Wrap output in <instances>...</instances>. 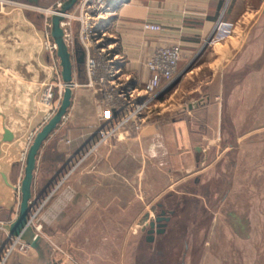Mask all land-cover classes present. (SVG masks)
Segmentation results:
<instances>
[{"label": "crops", "instance_id": "0c3cea01", "mask_svg": "<svg viewBox=\"0 0 264 264\" xmlns=\"http://www.w3.org/2000/svg\"><path fill=\"white\" fill-rule=\"evenodd\" d=\"M7 1L47 7L55 0ZM109 5L105 43L128 90L144 98L145 61L157 47L180 46L177 73L160 83L138 133L98 143L97 130L108 128L115 115H104L102 95L73 71L70 106L42 143L32 185L44 254L18 240L2 264H54L49 240L80 264H196L199 257L203 264L204 257H219L221 244L235 247L236 231L249 228L235 210L227 212L230 224L220 218L236 186L264 183V29L254 28L264 18L204 46L220 15L218 0ZM248 16H241L243 23ZM144 22L161 30H144ZM60 69L58 57L43 48L41 15L15 3L0 5V258L10 239L4 225L18 211L23 155L49 119L42 91L56 83ZM177 95L185 101L166 106ZM172 109L178 117L161 116ZM5 130L10 141H3ZM261 187L256 197H264ZM160 211L170 217L165 231L147 241L143 216Z\"/></svg>", "mask_w": 264, "mask_h": 264}, {"label": "built area", "instance_id": "2783aa9c", "mask_svg": "<svg viewBox=\"0 0 264 264\" xmlns=\"http://www.w3.org/2000/svg\"><path fill=\"white\" fill-rule=\"evenodd\" d=\"M66 0H55L47 7L27 5L19 2L0 0V5L15 3L39 13L42 20L43 48L52 57L56 58L57 46L53 41L51 30V17H61L59 26L62 30V38L68 51L73 56L74 40L78 43L84 53V74L85 80L82 83L88 89L99 92L106 104L104 115L113 118L114 112L120 113L115 116L111 125L97 130L99 142L107 139H123L132 133H138L148 119L150 106L155 98V92L162 81H173L177 73L178 62L181 56V49L178 44L157 47L146 59L145 65L149 71L148 79L143 83L142 92L144 98L140 99L138 92L128 90V86L116 76L118 69L115 68L111 50L106 45V19L110 12L109 0H77L74 5L65 12L61 11L63 2ZM142 28L147 31H160L158 24L144 22ZM235 23L225 19L224 10L215 21L212 31L204 41V46H213L229 39L234 32ZM54 86L58 89L59 99L53 100ZM63 82L60 75H57L55 84L45 85L42 91V101L49 107V118L57 111L62 91ZM25 154L22 158L24 164ZM19 186V185H18ZM17 186V190H18ZM36 214V205L31 202V213L29 223L37 234L41 230L40 224L33 222ZM9 241L3 257L13 248L14 243ZM23 247H28L22 243Z\"/></svg>", "mask_w": 264, "mask_h": 264}, {"label": "water", "instance_id": "95a60500", "mask_svg": "<svg viewBox=\"0 0 264 264\" xmlns=\"http://www.w3.org/2000/svg\"><path fill=\"white\" fill-rule=\"evenodd\" d=\"M32 4H39L40 0H26ZM77 0H66L63 2L61 11L69 10ZM38 6V5H37ZM41 6V5H39ZM43 7V5L41 6ZM45 7V6H44ZM61 17L53 15L51 17L50 34L57 46L56 55L60 65V75L63 82V91L57 111L44 123V125L35 133L31 140L24 158L23 174L18 186L19 205L16 217L13 221L4 225L8 231L10 240L15 239L23 241L27 246L35 249L39 255L43 256L44 252L41 247L42 237L35 232L29 223L31 213L32 185L36 169V160L42 143L47 139L50 133L60 123L71 103L73 82V71H76L77 77L84 76V53L78 40H74L73 56L67 49L62 38V30L59 26ZM120 112L115 111L117 116ZM11 135L5 130L3 141H10ZM170 217L165 211L155 212L152 215L145 214L141 223V232L145 233V239L152 241L155 234H161L165 231L167 222Z\"/></svg>", "mask_w": 264, "mask_h": 264}, {"label": "rangeland", "instance_id": "374dc122", "mask_svg": "<svg viewBox=\"0 0 264 264\" xmlns=\"http://www.w3.org/2000/svg\"><path fill=\"white\" fill-rule=\"evenodd\" d=\"M240 2L241 6L234 8L232 11L234 20L237 22V25L236 22H234L235 31L244 29V27L248 28L251 25V21L253 22L257 16L264 18V4L261 5L260 0H240ZM244 13L251 15L246 18L248 24L246 22L243 23V18L241 16ZM254 28L264 29V22H257ZM192 84L193 83L189 81V84L185 85V87H192ZM184 98L181 99L177 95L176 97H173L166 106L170 105L171 107H177L185 101ZM175 113H177L176 110L172 109L170 112L166 111L161 114V116H166L167 119L176 118L179 115H175ZM245 184L246 183H242L241 186H236L233 191L235 198L231 196L229 202L221 206L220 220L221 223L227 225L230 224L234 219L227 212L235 210L236 212L241 213V216H244L249 220V228L246 232L236 231L235 247L229 248L228 246L221 244L219 257H204L203 264H264V197L259 198L254 195V193H258L257 190L260 186H262L261 188L263 190L264 183L254 181L252 183H247V186ZM220 185L222 191L225 188L226 183L221 182ZM250 190L252 193H250ZM254 190H256V192H254ZM236 221H238L237 217ZM245 235L248 237L243 238ZM9 241L10 239L8 240V243ZM49 243L55 253L54 264H80L74 257L69 255L65 249L53 245L50 240ZM197 260L196 264H199L200 257L197 258Z\"/></svg>", "mask_w": 264, "mask_h": 264}, {"label": "trees", "instance_id": "16d2710c", "mask_svg": "<svg viewBox=\"0 0 264 264\" xmlns=\"http://www.w3.org/2000/svg\"><path fill=\"white\" fill-rule=\"evenodd\" d=\"M241 6L240 0H218V10L219 14L224 10L225 19L234 20L233 9Z\"/></svg>", "mask_w": 264, "mask_h": 264}]
</instances>
